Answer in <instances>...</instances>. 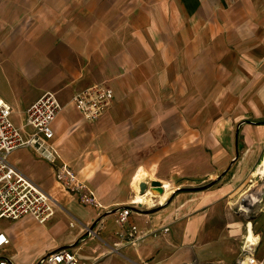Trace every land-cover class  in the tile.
<instances>
[{
    "label": "crops",
    "instance_id": "obj_1",
    "mask_svg": "<svg viewBox=\"0 0 264 264\" xmlns=\"http://www.w3.org/2000/svg\"><path fill=\"white\" fill-rule=\"evenodd\" d=\"M100 83L111 105L86 120L72 97ZM45 92L62 106L53 144L98 205L15 149L11 163L53 205L44 223L1 219L4 257L37 264L67 249L86 264L237 263L246 226L234 209L264 156V0H0V99L24 138L26 110ZM151 181L163 192L141 194ZM124 206L143 234L134 246L115 235Z\"/></svg>",
    "mask_w": 264,
    "mask_h": 264
},
{
    "label": "built area",
    "instance_id": "obj_2",
    "mask_svg": "<svg viewBox=\"0 0 264 264\" xmlns=\"http://www.w3.org/2000/svg\"><path fill=\"white\" fill-rule=\"evenodd\" d=\"M112 99L113 90L107 84L100 83L74 94L72 102L86 120H95L111 105ZM61 111L62 106L55 94L43 93L26 110L23 126L29 127L31 132L24 138L11 122V107L0 99V220H17L29 215L37 222L44 223L53 205L50 196L9 160L12 152L19 147H28L39 158L46 160L53 167L57 183L69 194H77L82 204L98 205L94 190L63 161L53 144L52 122ZM252 188L238 200L236 204L238 211L251 213L255 205L264 204V175H257L256 184ZM258 189L259 193L256 194L255 191ZM130 212L128 206L116 211L115 223L118 229L115 235L121 242L134 246L143 234L135 225L127 223ZM167 230L164 228V232ZM9 243L8 236L0 230V250ZM259 243L258 240L256 245L248 246L244 242L236 264H264V253L260 259L255 258V247ZM0 264L13 263L0 253ZM37 264L86 263L80 262L73 252L58 249L44 254Z\"/></svg>",
    "mask_w": 264,
    "mask_h": 264
},
{
    "label": "rangeland",
    "instance_id": "obj_3",
    "mask_svg": "<svg viewBox=\"0 0 264 264\" xmlns=\"http://www.w3.org/2000/svg\"><path fill=\"white\" fill-rule=\"evenodd\" d=\"M259 163L257 165H259ZM257 165L254 168V171L258 167ZM256 181H257V176L251 179L252 184L251 182L249 183L251 186L249 189L251 190L253 189L252 186L253 187L255 186ZM259 190L260 189H258L256 192H259ZM263 208H264V204L260 203L255 205L251 213H243L241 211H238L236 207L234 209V212H236L234 219L241 221L243 227L244 225L247 226V223H250L252 228V234L254 236H258V240L260 239V243L256 248V253H255V258L257 259H260L262 254L264 253V233H263L264 209ZM246 211L248 210L246 209ZM5 224H6L5 220L0 221V227H3ZM243 233H245L244 229H243ZM242 244H244V238Z\"/></svg>",
    "mask_w": 264,
    "mask_h": 264
},
{
    "label": "bare ground",
    "instance_id": "obj_4",
    "mask_svg": "<svg viewBox=\"0 0 264 264\" xmlns=\"http://www.w3.org/2000/svg\"><path fill=\"white\" fill-rule=\"evenodd\" d=\"M256 174H261V175H264V156L260 162V164L258 165L257 169L254 171V175ZM255 178V177H254ZM252 184V182H251ZM256 192V191H255ZM259 192H256V194H258ZM255 194V193H254ZM141 202L142 198H139L137 197V201ZM238 200V199H237ZM238 202V201H237ZM246 210V209H245ZM244 242L246 243V245L248 246H252V245H256L257 242H258V237L257 236H254L252 234V228H251V224L250 223H247V226H246V235L244 237Z\"/></svg>",
    "mask_w": 264,
    "mask_h": 264
},
{
    "label": "water",
    "instance_id": "obj_5",
    "mask_svg": "<svg viewBox=\"0 0 264 264\" xmlns=\"http://www.w3.org/2000/svg\"><path fill=\"white\" fill-rule=\"evenodd\" d=\"M148 185L150 186L151 189H155L158 193H162L163 192V188H162V185L157 182V181H151V182H142L140 185H139V189H140V193H144L145 190L148 189ZM242 201H244L242 199ZM205 264H213V263H205Z\"/></svg>",
    "mask_w": 264,
    "mask_h": 264
},
{
    "label": "trees",
    "instance_id": "obj_6",
    "mask_svg": "<svg viewBox=\"0 0 264 264\" xmlns=\"http://www.w3.org/2000/svg\"><path fill=\"white\" fill-rule=\"evenodd\" d=\"M264 233V232H263Z\"/></svg>",
    "mask_w": 264,
    "mask_h": 264
}]
</instances>
